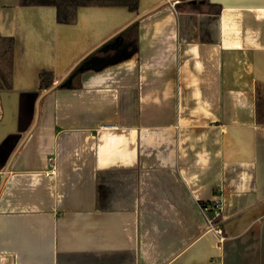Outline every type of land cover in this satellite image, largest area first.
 <instances>
[{
    "label": "crops",
    "instance_id": "1",
    "mask_svg": "<svg viewBox=\"0 0 264 264\" xmlns=\"http://www.w3.org/2000/svg\"><path fill=\"white\" fill-rule=\"evenodd\" d=\"M134 23L131 59L61 88ZM0 35V264H264V0H0Z\"/></svg>",
    "mask_w": 264,
    "mask_h": 264
},
{
    "label": "trees",
    "instance_id": "2",
    "mask_svg": "<svg viewBox=\"0 0 264 264\" xmlns=\"http://www.w3.org/2000/svg\"><path fill=\"white\" fill-rule=\"evenodd\" d=\"M23 5H53L57 8L58 22L74 24L81 6H126L132 12L139 9V0H21ZM138 23L119 33L92 53L69 75L61 88H71L79 76L88 71H102L108 67L131 59L138 51ZM15 40L0 35V92L12 90ZM41 89L53 86V74H40Z\"/></svg>",
    "mask_w": 264,
    "mask_h": 264
},
{
    "label": "built area",
    "instance_id": "3",
    "mask_svg": "<svg viewBox=\"0 0 264 264\" xmlns=\"http://www.w3.org/2000/svg\"><path fill=\"white\" fill-rule=\"evenodd\" d=\"M50 166H51V168L54 167V166H53V159H50ZM202 210H203V212H204L205 214H207V213H208L209 211H211V210L213 211L214 218L211 219V220H209V225H210V227H211L213 230H215L216 232H219L217 226H214V223H213V221H214L215 219L219 218L220 215H221V210H220L219 206L216 205V207L213 208V207H211L210 205H206V204H204V205L202 206Z\"/></svg>",
    "mask_w": 264,
    "mask_h": 264
},
{
    "label": "water",
    "instance_id": "4",
    "mask_svg": "<svg viewBox=\"0 0 264 264\" xmlns=\"http://www.w3.org/2000/svg\"><path fill=\"white\" fill-rule=\"evenodd\" d=\"M132 25V24H131ZM131 25L127 26L126 28H124L121 32H123L124 30H126L127 28H129ZM120 32V33H121ZM55 88V87H54Z\"/></svg>",
    "mask_w": 264,
    "mask_h": 264
}]
</instances>
